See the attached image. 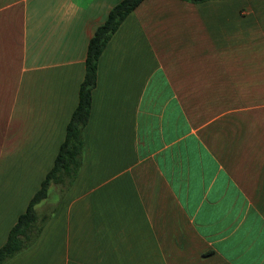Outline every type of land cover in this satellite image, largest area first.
<instances>
[{
    "label": "crops",
    "instance_id": "0c3cea01",
    "mask_svg": "<svg viewBox=\"0 0 264 264\" xmlns=\"http://www.w3.org/2000/svg\"><path fill=\"white\" fill-rule=\"evenodd\" d=\"M121 1L0 0V249ZM82 139L2 264H264V0H143L99 58Z\"/></svg>",
    "mask_w": 264,
    "mask_h": 264
},
{
    "label": "trees",
    "instance_id": "16d2710c",
    "mask_svg": "<svg viewBox=\"0 0 264 264\" xmlns=\"http://www.w3.org/2000/svg\"><path fill=\"white\" fill-rule=\"evenodd\" d=\"M143 0H122L109 13L105 23L101 25L91 38L87 58L86 76L80 89L79 106L68 125L66 139L62 144L52 170L47 174L41 188L30 200L24 214L19 218L9 233L7 243L0 249V264L27 249L40 233L39 217L36 205L47 199L49 187L61 184L64 179H73L81 164L83 151L82 128L89 119L91 93L96 86L98 61L109 40ZM192 4H200L208 0H187Z\"/></svg>",
    "mask_w": 264,
    "mask_h": 264
},
{
    "label": "rangeland",
    "instance_id": "374dc122",
    "mask_svg": "<svg viewBox=\"0 0 264 264\" xmlns=\"http://www.w3.org/2000/svg\"><path fill=\"white\" fill-rule=\"evenodd\" d=\"M50 209V208H49Z\"/></svg>",
    "mask_w": 264,
    "mask_h": 264
}]
</instances>
